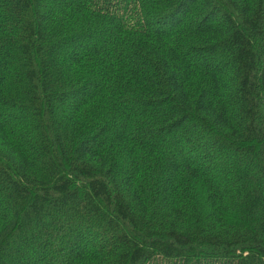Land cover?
<instances>
[{
    "label": "trees",
    "instance_id": "trees-1",
    "mask_svg": "<svg viewBox=\"0 0 264 264\" xmlns=\"http://www.w3.org/2000/svg\"><path fill=\"white\" fill-rule=\"evenodd\" d=\"M0 264H264V0H0Z\"/></svg>",
    "mask_w": 264,
    "mask_h": 264
}]
</instances>
